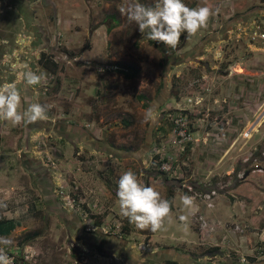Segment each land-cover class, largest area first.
<instances>
[{
  "label": "rangeland",
  "instance_id": "obj_1",
  "mask_svg": "<svg viewBox=\"0 0 264 264\" xmlns=\"http://www.w3.org/2000/svg\"><path fill=\"white\" fill-rule=\"evenodd\" d=\"M229 1L183 0L190 8L209 6L214 14L195 34L182 33L178 45L171 48L148 40L120 13L127 0H0V47L7 45L2 39L9 44L5 55L0 48V84H16L20 111L32 103L48 106L46 119L35 123L13 125L0 120V215L19 221L14 230L1 234L10 241L8 245L25 241L35 246L34 264L68 261L72 244L77 251L85 243L69 232L65 214L70 213L84 227L98 226L101 235H107L104 230L116 231L117 224L124 247L135 251L132 253L139 260L147 256V264H166L174 257L181 264H189V258L195 264H245L239 257L246 250L264 247L256 233L263 225L257 222L243 225L246 232L237 231V236L248 238L237 247H230L225 228H218L216 240L222 247L212 248V254L198 241L184 246L179 240L159 236L178 235L180 228L168 218L173 213L187 222L184 212L188 207L182 203L181 193L186 195L188 185L201 191L216 187L218 195L228 201L238 200L246 186L264 188V156L259 150L264 141V115L260 116L264 89L260 94L249 83L250 88L243 90L246 82L236 79L235 64L245 54V47L234 39L242 20L255 19L264 30V0H233L231 5ZM140 3L153 6L155 0ZM22 25L32 26L34 33L27 49L29 58L23 62L15 49ZM84 43L89 47L79 53ZM41 53L57 63L53 71L38 62ZM25 66L45 74L40 84L27 85L22 80ZM230 67L233 83L228 77ZM218 74L220 79H213ZM120 117L129 124L113 126ZM63 124H70L72 132L95 131L101 136L97 140L107 128L115 127L111 136H121L122 151L124 139L131 145L124 158L116 153V157L108 156L67 139L59 133L66 130ZM22 153L26 154L23 160ZM27 158L38 160L39 169L45 165L49 171L51 180L43 184L51 187L53 204L39 195L30 169L23 164ZM35 165L38 167L30 164ZM129 169L170 204V191L174 193L178 210L170 212L156 231L153 238L158 242H150L143 234H150V229L129 223L114 201L118 180ZM76 184L84 188L74 189ZM105 193L114 199L109 201ZM87 199H94L95 205L88 206ZM189 220L196 228L191 216ZM32 232L36 235L23 240ZM142 240L156 249H141L138 242ZM253 253L245 256L246 264H264V257L258 259ZM111 258L114 264H141L122 261L117 255L111 254Z\"/></svg>",
  "mask_w": 264,
  "mask_h": 264
},
{
  "label": "clouds",
  "instance_id": "obj_2",
  "mask_svg": "<svg viewBox=\"0 0 264 264\" xmlns=\"http://www.w3.org/2000/svg\"><path fill=\"white\" fill-rule=\"evenodd\" d=\"M119 11L130 22H134L138 26L139 32L145 34L148 40L162 43L171 48L178 45L182 33L195 34L200 28L206 26L210 16L214 14L213 9L209 6L190 8L183 0H155L153 6H146L140 3V0H127V4L120 7ZM44 76V73L38 75L27 66L21 73V78L27 85L40 84ZM20 104L21 94L16 84L10 82L0 84V120L11 121L13 125H19L46 119L48 106L32 103L20 111ZM116 197L120 214L127 218L129 223L142 230L150 229L152 232L160 230L165 218L171 212L170 202L161 198L160 193L153 187L141 183L131 169L120 176ZM181 200L186 207L193 204L191 196L183 195ZM82 226L86 230L83 224ZM95 229L100 230L98 226ZM105 234L108 235V233ZM115 236L118 235L115 234ZM8 243L10 241L0 238V244ZM83 247H89L91 250L92 246H87V242H85ZM111 259L109 258V260ZM10 260L11 258L0 247V264H10Z\"/></svg>",
  "mask_w": 264,
  "mask_h": 264
},
{
  "label": "crops",
  "instance_id": "obj_3",
  "mask_svg": "<svg viewBox=\"0 0 264 264\" xmlns=\"http://www.w3.org/2000/svg\"><path fill=\"white\" fill-rule=\"evenodd\" d=\"M232 1L233 0H230L229 3ZM241 1L247 2V0H241ZM226 2H221L220 5L223 4V7L225 8V7H227ZM230 5H231V3H230ZM7 7H10V6H7ZM255 22H257V20H255V19H251L250 22L243 21V20L241 21V23L247 25L246 27L251 26ZM20 29L22 32L21 35L18 36V39L20 42L17 43V45L15 46V49L17 51L16 54L20 56L19 59L23 62V60L25 58H29L27 56V53L29 54L30 52H28L27 49H29L31 46L30 42L32 40L31 39L32 36L34 37V33L32 30V26L23 27V25H22ZM237 31L238 32L236 34H234V39L237 41L238 40L242 41V43L245 47L244 48L245 54H242L239 56V60L235 64L236 68L238 69L237 70L238 73H236V75L235 74L234 75L236 76V79H239V80L246 82L243 85V90H245L246 88L249 89L250 85L248 87H247V85L249 83H252V84H254V86L257 90H260L259 93L261 94V91L264 89V47L260 46L259 44L250 43L248 36L246 34L240 32V25L237 26ZM2 40L4 41V43L7 42V45L9 47L8 41L6 39H2ZM0 44H1V42H0ZM7 45L6 44L1 45V47H0L2 49L1 54L6 51ZM3 46H5V47L3 48ZM5 54H6V52L3 55H5ZM17 55L15 56V58H17ZM29 60L27 59L26 61H29ZM253 65L257 66V67H254ZM232 73H233V70L231 71V74L228 75V77H230V79H229L230 82L233 81L231 79L233 76ZM220 76H222V75L218 74V76H214L213 79L214 78L220 79ZM236 81L237 80H235V83H236ZM259 93H257V94H259ZM263 114H264V111L260 114V116H262ZM63 125H64L66 131H68V134L70 136V138H69L70 140L75 141V143H77V141L84 143L86 147H89V145H91L92 143L88 142L86 140L81 141L80 136L84 135V137L89 136L90 138L92 136V137H94V139L96 141H98L97 138H100V134L99 133L96 134L95 131H92L91 133H85L84 130L80 129V130L72 132V131H70L72 129L70 124H63ZM256 129H257V127L253 131H256ZM70 132H72V133H70ZM251 133H252V131H251ZM94 139L92 141H94ZM78 187L84 188L82 185L76 184L74 189L78 188ZM241 191H242V194L237 196V197H240L238 200L228 201L226 198L218 195L219 197H216L215 205L212 209H207V208H205L204 205H202V204L199 205V203L193 202V204L191 206H189L187 208V210L184 212L188 217L187 222L182 220L177 215V213H173V211H176V209L178 210V207H176L175 202H174V197L172 195L171 212L175 215H171V217L173 219L171 217H168V218H169L171 223L172 222L177 223V227H179L180 230H179V233L177 236H175V234H173V232H171L169 236H165L164 234H159V236L160 237H168L174 241L179 240L178 242L184 246H189V244L196 243L197 241L199 242L200 236H199V233L197 232L198 230L196 228H194V226L191 225V222L189 220L190 216H191L190 213H191L193 207H195V208H197V210L205 211L209 217H217L220 219L223 217V218H226L229 221V223L237 222L238 224H241L242 227L245 224L250 226V224L255 223V222L262 224L263 227L261 228V232L260 233L256 232V233L258 234L259 238L263 239L264 238V188H262L261 186H256V187L246 186ZM113 193L116 195V191ZM181 194L185 195L183 193H181ZM103 196L105 198H107L109 201L111 200V198L114 199V197H112L108 193H105ZM96 200L98 201V196L96 197ZM114 201L116 203V206H118V200L114 199ZM87 205L88 206H94L95 200L94 199H87ZM110 209L114 210L113 207L112 208L110 207ZM118 211H119V208H118ZM68 214L70 215V213H68ZM72 222H75V224H76L75 225L76 228L73 229L74 230L73 234L77 235L78 238L80 240H82L81 238L82 237L84 238V235H83L84 229H83V226L81 225V222L78 219V216H72ZM136 228H138V227H136ZM225 230L226 231L224 234V238L226 240V243H228V245L230 247H232V246L237 247L239 245L242 246V244H243V242H242L243 236L242 235H241L242 237L241 236L239 237V236H237L238 235L237 231L232 233L231 231H229L227 229H225ZM244 232H246V229H244ZM155 233L156 232H151L150 234H148V233H143V234L145 236L149 237L150 242L151 241L155 242L156 240L153 238ZM244 237L246 238V240L248 239L246 236H244ZM94 239L96 241L99 240V238L97 236H95ZM85 242H87V241H85ZM156 242H158V241H156ZM124 244H125V242H124ZM147 244L149 245V248H150L148 251H153L156 249V248H151L149 243H147ZM263 245H264V243H263ZM87 246H90V245L87 243ZM95 247L92 246V247H90V249L92 251H96L97 253H99L102 256H105L107 258H111V254H109V255L107 253L104 254L99 249H97V247L96 248ZM123 248L126 249V247H123ZM126 250H128V249H126ZM236 250H237V248H236ZM112 255H117V254L112 253ZM188 261H189L188 262L189 264H195L194 260L191 263L190 258L188 259Z\"/></svg>",
  "mask_w": 264,
  "mask_h": 264
},
{
  "label": "built area",
  "instance_id": "obj_4",
  "mask_svg": "<svg viewBox=\"0 0 264 264\" xmlns=\"http://www.w3.org/2000/svg\"><path fill=\"white\" fill-rule=\"evenodd\" d=\"M240 32L246 34L248 36L249 42L252 44H259L260 46L264 47V30L261 28V26L255 22L251 26L246 27L244 24L243 26H240ZM230 73L232 71V68L230 67ZM204 77V76H202ZM261 154L264 156V146L261 150ZM187 193L186 195L193 197V202L199 203L204 205L207 209H212L215 205V198L218 196V189L216 187H212L208 189L207 191H201L198 190L194 186H186ZM193 207L190 215L193 218V221L195 223V226L198 230L200 240L199 244L203 246L204 249H212L213 247L219 246V242L216 240V234L218 228L222 227L225 228L232 233L236 231L243 232L244 227H242L241 224H238L237 222H231V223H223L221 219L217 217H209L208 214L203 210H197V208ZM226 224H228V228H226ZM89 228L95 229V227H85L86 230ZM116 231H113V233L109 232L108 230H104L105 233L108 234H116L119 237H121L120 230L116 224ZM1 238V234H0ZM243 239L245 240V237L243 236ZM260 242L264 243V238H260ZM138 246L141 249H149V245L145 243L144 241H141L138 243ZM0 247L4 249V251L7 253V255L11 258L10 264H34L36 257L38 255V250L35 246L31 245L28 242H14L12 245L8 244H0ZM72 251L70 259L62 264H101L102 262H105L106 264H114V260H109V258L100 255L96 251L89 250V247H83L79 250H75V245L72 244ZM256 248V249H255ZM253 249L246 250V255H242L239 257V261L242 263H248V260H246L245 256L253 255V252H256V255H258L256 258H263L264 257V247L257 246ZM76 252L75 254L73 252ZM92 252V257L95 259V261L91 260L89 257V253ZM255 255V254H254ZM216 254H213L212 257H216ZM124 261L123 259H121ZM112 261V262H109ZM117 261V258L116 260ZM118 263V262H117ZM125 263V262H124ZM116 264V263H115Z\"/></svg>",
  "mask_w": 264,
  "mask_h": 264
},
{
  "label": "flooded vegetation",
  "instance_id": "obj_5",
  "mask_svg": "<svg viewBox=\"0 0 264 264\" xmlns=\"http://www.w3.org/2000/svg\"><path fill=\"white\" fill-rule=\"evenodd\" d=\"M11 7L12 6H10L9 9H11ZM123 120H124L123 117H120L113 126H115V125L122 126V124L123 123L125 124V121H126V120L125 121H123ZM114 128L115 127L107 128L105 133H104V135L102 136L101 140L99 139L98 141H96L95 139H94V141H92L93 140L92 138H90L89 136L84 137V135L80 136L81 137L80 139H81V141L82 140H84V141L86 140L88 142H91L92 144L89 145V146L95 148L97 151L107 152L108 156H112L113 157L115 155V153H116V155H118L119 158H124L125 155H127V151L125 149H127V147H129L131 145V143H128L126 141V139H124L125 143H123V145L126 146V147H124V151H122L123 149L120 148V145L122 144L121 143V139H122L121 136H118V137L116 135H114V137L111 136V131ZM56 131H57V128H56ZM59 133L64 135L65 137H67V139L70 138V136L68 134V131H66V130H61ZM132 139H133V137H132ZM110 143H111V145H110ZM117 148H120L119 151H115V149H117ZM25 156H26V154L22 153L21 159L23 160V158ZM114 157H116V156H114ZM83 158H85V157L83 156ZM132 158H134V155L132 156ZM134 159H136V158H134ZM26 160H25L26 162L24 161L23 164H24L25 168L30 169L29 171L33 175L34 181L36 182V185L40 189L39 190L40 191L39 195H41L42 200L44 202H51V204H53L54 202H53L52 197H51V196H53L52 189H51V187L46 186V185L43 184V183H46V182L48 183L51 180L49 171H47L46 167H44L45 165H42V164H41L42 166H40V169H39V164L40 163H38V160H36V159L34 160V159L27 158ZM101 160H103V159H101ZM32 163L33 164H38V167H36V165L31 167L30 164H32ZM41 169H43L44 171H41ZM114 173L116 174V172H114ZM157 174H158L157 177H161L163 179V177H162L163 174L162 173H158L157 172ZM65 216L68 219V221H65V222L68 225L69 232L70 233L71 232L74 233L73 229L76 228L75 227V225H76L75 222H72V218L69 217V214H65ZM99 233H100L99 229H91V228H89L88 230H84V232H83L84 238L82 237L81 239L83 241H87V243L90 246H93V247L96 246L97 249H99L104 254L113 253V254H117L118 256L122 257L123 260L128 261L130 263H131V260H134V261L140 263L141 260H139L137 258L136 254H133L135 251H133V250L128 251V250L123 248L125 244H124V241H122V239L119 236H115V235H112V234L101 235ZM75 236L78 238L77 235H75ZM95 236H97L99 238V240L96 241L94 239ZM215 250H219V249L216 248ZM144 260H145V262L143 264H147V262H148L147 256H145ZM172 260L176 261V257H174V259H172Z\"/></svg>",
  "mask_w": 264,
  "mask_h": 264
},
{
  "label": "trees",
  "instance_id": "obj_6",
  "mask_svg": "<svg viewBox=\"0 0 264 264\" xmlns=\"http://www.w3.org/2000/svg\"><path fill=\"white\" fill-rule=\"evenodd\" d=\"M182 38H183V35L181 34L180 39H182ZM88 47H89V45L87 43L85 45V43H84V45L79 50V53H81L84 49H86ZM76 55H79V54H76ZM38 62L41 64L42 67H44L50 71H53V68L55 69L57 67V63L50 61L45 53L40 54V56L38 57ZM125 124L126 125L129 124V121L126 120ZM263 146H264V141L259 146V150H262ZM194 187L197 188V186H194ZM172 195H173V192L171 193V191H170V198L172 197ZM4 216L5 215H0V234H3V235L8 234L12 230H14V228L16 226H18V224H19V221L16 219H13L12 217H10V215H7L5 217ZM35 235H36V232L35 233L32 232L29 235H26L23 238V240L28 239L30 237H33ZM208 252L212 253V250H209ZM73 253L75 254L76 252L74 251ZM140 258H141L140 263L143 264L145 262V260H144L145 257H140ZM166 264H181V263H179L178 261H175V260H167Z\"/></svg>",
  "mask_w": 264,
  "mask_h": 264
},
{
  "label": "water",
  "instance_id": "obj_7",
  "mask_svg": "<svg viewBox=\"0 0 264 264\" xmlns=\"http://www.w3.org/2000/svg\"><path fill=\"white\" fill-rule=\"evenodd\" d=\"M263 115H264V114H263ZM247 175H248V173H245L244 177L247 176Z\"/></svg>",
  "mask_w": 264,
  "mask_h": 264
}]
</instances>
